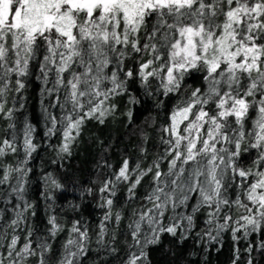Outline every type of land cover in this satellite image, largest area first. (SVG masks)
Returning a JSON list of instances; mask_svg holds the SVG:
<instances>
[{
  "label": "trees",
  "instance_id": "16d2710c",
  "mask_svg": "<svg viewBox=\"0 0 264 264\" xmlns=\"http://www.w3.org/2000/svg\"><path fill=\"white\" fill-rule=\"evenodd\" d=\"M57 14L71 41L0 29V264H264V0Z\"/></svg>",
  "mask_w": 264,
  "mask_h": 264
},
{
  "label": "rangeland",
  "instance_id": "374dc122",
  "mask_svg": "<svg viewBox=\"0 0 264 264\" xmlns=\"http://www.w3.org/2000/svg\"><path fill=\"white\" fill-rule=\"evenodd\" d=\"M64 0H18L14 4V0H0V29H8L10 36L14 40V47L20 45L28 50V46L33 43L37 36L46 33L50 27H57L67 37V41L72 40L70 35L72 30L71 18L69 15L57 14L56 7ZM191 0H92L91 6H86L87 15L92 14L97 8L103 15H108L116 25L118 17L126 22V25L132 29H136L144 14L150 9L169 5H186ZM70 7H74L75 0H66ZM71 3V4H70ZM16 5V6H15ZM15 6V7H14ZM76 6V5H75ZM78 6V5H77ZM74 9V8H73ZM231 18L233 14H230ZM236 20V17H234ZM118 22V21H117ZM211 40L205 37L203 29L200 26L184 27L178 31V38L170 48V69L168 78L174 69L185 68L194 65L197 60V52L205 53L209 50ZM16 49V48H14ZM50 49V47H49ZM53 51V50H52ZM55 53V50L53 51ZM251 53V52H250ZM243 57L253 58L256 53L246 56L242 52ZM1 56V50H0ZM56 64V59H54ZM237 109L235 115H239ZM186 113H180L176 117L174 127L177 121L185 116ZM223 114V112H222ZM185 118V117H184ZM199 127L190 124L186 129L187 135L195 132Z\"/></svg>",
  "mask_w": 264,
  "mask_h": 264
},
{
  "label": "flooded vegetation",
  "instance_id": "af4514ba",
  "mask_svg": "<svg viewBox=\"0 0 264 264\" xmlns=\"http://www.w3.org/2000/svg\"><path fill=\"white\" fill-rule=\"evenodd\" d=\"M91 4H92V0H75L73 8L78 7L80 9H86L88 6H91Z\"/></svg>",
  "mask_w": 264,
  "mask_h": 264
}]
</instances>
